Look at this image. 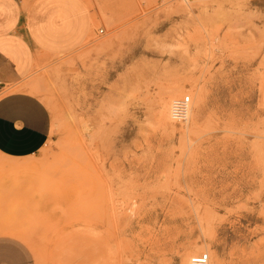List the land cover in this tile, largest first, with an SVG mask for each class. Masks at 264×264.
Returning <instances> with one entry per match:
<instances>
[{"label": "rangeland", "instance_id": "374dc122", "mask_svg": "<svg viewBox=\"0 0 264 264\" xmlns=\"http://www.w3.org/2000/svg\"><path fill=\"white\" fill-rule=\"evenodd\" d=\"M84 1L91 35L28 75L50 131L0 154V234L34 264H264V0Z\"/></svg>", "mask_w": 264, "mask_h": 264}, {"label": "crops", "instance_id": "0c3cea01", "mask_svg": "<svg viewBox=\"0 0 264 264\" xmlns=\"http://www.w3.org/2000/svg\"><path fill=\"white\" fill-rule=\"evenodd\" d=\"M94 16L84 0H0V154L35 153L45 143L51 115L25 88L36 53L71 49L91 35ZM0 264H34L17 238L0 234Z\"/></svg>", "mask_w": 264, "mask_h": 264}, {"label": "built area", "instance_id": "2783aa9c", "mask_svg": "<svg viewBox=\"0 0 264 264\" xmlns=\"http://www.w3.org/2000/svg\"><path fill=\"white\" fill-rule=\"evenodd\" d=\"M99 32L103 31V28L98 29ZM3 82L0 80V87ZM262 98L264 100V82L262 89ZM191 103L190 94L186 93L175 99L171 104V115L176 121H182L187 117L189 106ZM209 253L207 251H201L194 253L190 256L189 264H208Z\"/></svg>", "mask_w": 264, "mask_h": 264}, {"label": "bare ground", "instance_id": "6f19581e", "mask_svg": "<svg viewBox=\"0 0 264 264\" xmlns=\"http://www.w3.org/2000/svg\"><path fill=\"white\" fill-rule=\"evenodd\" d=\"M263 82H264V73H263V77H262V80H261V83H262V89H263ZM181 89V88H180ZM179 88H177V89H172L171 91H170V93H169V95H171V96H173V95H175V94H178V93H181V91L182 90H180ZM192 90V89H191ZM165 95V94H164ZM193 95H195V94H193ZM169 99H171V98H169ZM262 102V101H261ZM163 114H164V118H167L169 115H168V110H167V108H168V106H167V101L166 100H163ZM194 104L192 105V107H191V109H190V115H188V117H186L185 119L187 120V122L189 123V121L191 122L192 120H193V118H194ZM190 116V117H189ZM171 117V116H170ZM190 118V119H189ZM186 122V125H184L185 127L186 126H188V123ZM207 244V243H206ZM200 246V245H199ZM198 247V246H197ZM199 248V247H198ZM208 250L210 251V249L208 248ZM188 259H190V258H188ZM217 260V259H216ZM212 262H213V260L212 259H210V256H209V260H208V264H212ZM219 262H221V261H219Z\"/></svg>", "mask_w": 264, "mask_h": 264}]
</instances>
